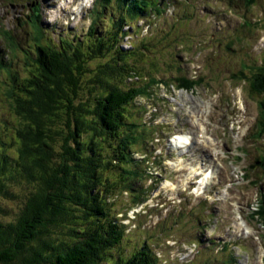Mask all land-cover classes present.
Here are the masks:
<instances>
[{"label": "rangeland", "instance_id": "1", "mask_svg": "<svg viewBox=\"0 0 264 264\" xmlns=\"http://www.w3.org/2000/svg\"><path fill=\"white\" fill-rule=\"evenodd\" d=\"M172 1L178 3L169 5L170 0H161L165 10L160 16L144 15L124 28L126 35L120 48L131 50L134 59L130 62L139 75L125 82L140 84L144 77L165 82L187 77L200 79V84L182 91L174 83L164 87L158 82L151 86L149 96H139L132 103L133 118L144 131L150 130L143 142L133 146L132 157L143 169L140 161L147 154L149 163L144 169L149 176L138 173L132 185L136 191L130 190L134 194L143 192L140 203L135 204L131 193L126 192L113 200L112 209L125 225L126 234L110 252V259L120 252L129 254L145 240L159 264H264V226L261 220L254 221L249 216L251 204L260 200V192L264 194V163L256 162L264 152V133L254 135L259 109L239 74L248 64L260 63L264 50V0L247 5L241 0ZM93 2L0 0V28L10 29L19 49H28L27 42L35 34L28 16L34 19L36 12L32 14L31 8L38 4L41 35L55 42L60 38L81 40L90 25L96 34H101L109 27L112 16L123 8L116 0ZM186 14L190 15L182 16ZM145 39L148 43L143 47L153 49L147 59L139 50ZM7 47L0 35V63L5 61L7 65L11 60L14 68H21L23 53L18 49L15 59ZM146 63L155 64V68L150 70ZM4 79L0 69V125L6 122L10 128L14 119L3 95ZM84 98L91 99L87 92L82 94ZM190 127L194 143L187 154L196 156L193 159L169 148L167 143L169 137L189 131ZM198 132L202 134L198 136ZM7 140L10 141L8 137ZM200 140L218 143L217 152L209 148L211 160L207 161L217 169L215 183L209 177L203 180L197 156L199 149L207 152V146L199 145ZM14 146L12 143L11 155L15 153ZM170 153L175 154L168 159ZM180 166L183 168L178 171ZM248 166L253 169L245 173L243 169ZM205 181L212 182L197 194L196 188L201 187L198 182ZM190 183L196 185L191 188ZM17 189L22 192L25 186ZM4 206L11 212L17 203L7 201ZM11 215L12 212L7 218ZM243 229L248 235L241 232Z\"/></svg>", "mask_w": 264, "mask_h": 264}, {"label": "trees", "instance_id": "2", "mask_svg": "<svg viewBox=\"0 0 264 264\" xmlns=\"http://www.w3.org/2000/svg\"><path fill=\"white\" fill-rule=\"evenodd\" d=\"M244 1L246 5L253 2ZM116 2L123 8L112 16L109 27L96 34L90 25L81 40L55 42L41 35L37 5L31 8L32 14L36 12L34 19L28 16L35 33L27 42L28 49H19L10 29L0 28L15 59L19 49L24 60L21 68H14L11 60L7 65L0 63L5 74L3 95L14 119L10 128L6 122L0 125V264H159L145 240L129 254L120 252L110 259V252L126 234L112 209L113 200L126 192L135 204L140 203L143 192L130 190L136 191L132 185L138 173L149 176L144 169L149 163L147 154L140 161L143 169L132 154L133 146L143 142L150 130L140 128L131 107L137 97L149 96L151 86L158 82L192 90L200 79L181 77L165 82L144 77L140 84H126L128 77L139 75L132 66L131 50L120 48L124 28L144 15L160 16L165 9L161 0L152 5L147 0ZM147 43L145 39L139 47L145 59L153 52L143 47ZM154 65L146 63L150 70ZM239 74L256 99L254 135L261 136L264 50L258 65L248 64ZM84 92L91 99H82ZM12 143L14 155L10 154ZM258 159L257 163H264V152ZM18 186H25L24 191ZM7 201L17 203L8 218ZM263 203L264 195L249 216L264 226Z\"/></svg>", "mask_w": 264, "mask_h": 264}, {"label": "bare ground", "instance_id": "3", "mask_svg": "<svg viewBox=\"0 0 264 264\" xmlns=\"http://www.w3.org/2000/svg\"><path fill=\"white\" fill-rule=\"evenodd\" d=\"M180 89V88H179ZM181 90L182 91H184L182 88H181ZM258 104H259V102H258ZM200 125L202 126V128L205 130V127H204V124L202 123V122H200ZM205 136V135H204ZM190 137L188 136V135H186V134H183V135H179L178 137H175L174 139H172V145H173V147L175 148V149H184V148H187L190 144V139H189ZM211 139V138H210ZM209 139V140H210ZM176 150V151H177ZM189 156H192V155H190L189 154ZM182 158V157H181ZM181 160V159H180ZM174 162V161H173ZM169 163H170V161H169ZM174 168V167H173ZM211 174H210V176H211V179H212V181H213V183H215L217 180H218V174H217V169L214 167V165H213V167H211ZM204 180V179H203ZM206 180V179H205ZM212 181H205L204 183H199V185L198 186H201L200 188H196V193L197 194H202V192H203V185L204 184H208V183H211ZM192 188V187H191ZM242 219V218H241ZM226 241H230V242H232V241H234V240H226ZM225 241V242H226ZM212 244V243H211Z\"/></svg>", "mask_w": 264, "mask_h": 264}, {"label": "water", "instance_id": "4", "mask_svg": "<svg viewBox=\"0 0 264 264\" xmlns=\"http://www.w3.org/2000/svg\"><path fill=\"white\" fill-rule=\"evenodd\" d=\"M263 206H264V204H263Z\"/></svg>", "mask_w": 264, "mask_h": 264}]
</instances>
